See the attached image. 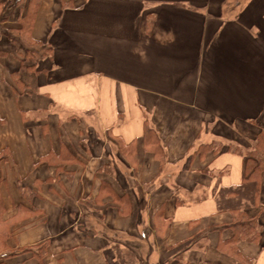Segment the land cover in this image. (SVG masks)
<instances>
[{
    "label": "crops",
    "instance_id": "0c3cea01",
    "mask_svg": "<svg viewBox=\"0 0 264 264\" xmlns=\"http://www.w3.org/2000/svg\"><path fill=\"white\" fill-rule=\"evenodd\" d=\"M29 39L17 94L0 31V264H240L234 210L264 264V0H39Z\"/></svg>",
    "mask_w": 264,
    "mask_h": 264
},
{
    "label": "trees",
    "instance_id": "16d2710c",
    "mask_svg": "<svg viewBox=\"0 0 264 264\" xmlns=\"http://www.w3.org/2000/svg\"><path fill=\"white\" fill-rule=\"evenodd\" d=\"M16 1L18 2L21 0ZM38 2L39 0H34L27 5L25 15L20 19L21 27L17 33L3 31L2 28H0L2 34L14 43L19 58V70L12 74V81L15 85L14 88L15 91H17V94L23 92L28 86L27 81L22 79V72L25 73V71H27L28 74H34L37 70V62L47 52L46 48L44 49V46L41 43L29 39V33L33 24ZM9 13L10 11L8 10L1 13V20L10 18ZM14 34H19V37ZM68 115H70L69 117H72V115L75 114L70 113ZM255 148L254 152H250L254 153L255 160L249 164L248 171H255L256 169L264 168V128L256 140ZM4 156L5 155L0 156V159ZM259 225L260 224L255 217H248L245 212L234 210L232 222L225 226L232 230L233 235L229 241L223 244L224 250L230 256L239 259L241 261L239 262L240 264H251V262H242V256L237 250V243L241 240L257 239V237H259Z\"/></svg>",
    "mask_w": 264,
    "mask_h": 264
},
{
    "label": "rangeland",
    "instance_id": "374dc122",
    "mask_svg": "<svg viewBox=\"0 0 264 264\" xmlns=\"http://www.w3.org/2000/svg\"><path fill=\"white\" fill-rule=\"evenodd\" d=\"M9 14H10V16H12L14 14V12H10ZM23 48H24V46H23ZM30 77L32 78L33 74L30 76V74H28L27 71H25V73L22 72V79L23 80L28 81Z\"/></svg>",
    "mask_w": 264,
    "mask_h": 264
}]
</instances>
